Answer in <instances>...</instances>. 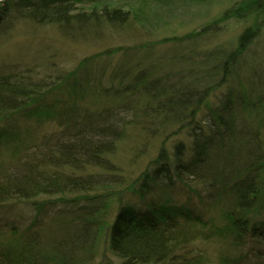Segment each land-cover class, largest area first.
<instances>
[{
    "label": "trees",
    "instance_id": "1",
    "mask_svg": "<svg viewBox=\"0 0 264 264\" xmlns=\"http://www.w3.org/2000/svg\"><path fill=\"white\" fill-rule=\"evenodd\" d=\"M128 1L0 0V50L25 31L51 29L76 43L103 31L153 28L164 15H187L210 0H138L129 8ZM263 16L264 0L238 1L202 32L160 42L176 45L170 54L157 56L155 46L105 50L58 77L52 88L45 73L54 63L42 49L28 54L30 63L12 65L0 57V148L12 153L9 163L16 166L9 174V163L0 167V208L17 200L87 197L51 225L40 220L22 235L13 228L0 238V264H94L102 243L120 264H204L209 250L197 240L218 248L221 264H264V75L257 66L253 76L247 72L252 61L258 63L251 46L262 30L246 28L232 51L183 46L228 22ZM189 59L209 62L208 75L174 69ZM221 90L227 93L206 128H196L186 153L184 144L173 160L161 153L128 193L108 180L116 178L109 176L115 171L111 158L131 131L170 140L190 128ZM17 115L39 127L3 125ZM49 121L57 130L42 132ZM178 184L194 187L225 223L187 204L151 200ZM114 205L119 209L113 216Z\"/></svg>",
    "mask_w": 264,
    "mask_h": 264
},
{
    "label": "rangeland",
    "instance_id": "2",
    "mask_svg": "<svg viewBox=\"0 0 264 264\" xmlns=\"http://www.w3.org/2000/svg\"><path fill=\"white\" fill-rule=\"evenodd\" d=\"M128 1V0H125ZM241 0H210L204 7H194L192 13L187 15H164V20L159 22L156 27H138L132 26L125 32H104L97 38H91L87 41L85 38L76 41L74 43L70 40H64V38L55 33L53 30L48 29L44 32L37 31H25L20 32L13 36V40L8 41L1 50L0 57L11 61L12 65L19 63H30L29 55L33 52H37L40 49L46 53V58L54 63L46 71L45 75L47 81L52 88L55 84H58L56 79L61 76L69 75L73 72L80 63L88 57L99 54L105 50H113L115 48L129 49V48H144L155 46L154 52L157 56L158 53L170 54L174 51L176 45L160 46L159 43L165 39H181L190 34L200 33L206 27L212 26L214 22L219 19L225 12H227L235 3ZM134 2L138 0H129L128 8L131 7ZM162 14V13H161ZM151 24V23H149ZM261 24V25H260ZM153 25V24H152ZM256 25L261 28V35L254 44L251 46V51L256 53L258 63L252 61V65L247 69V72L253 76V71L257 66V72L264 75V16L262 19L253 20L249 23H239L231 21L221 28H216V32L212 35L203 36L197 39L196 42H186L184 48L191 49L192 46L197 48V51L207 52L213 51L219 48H224L232 51L237 47L238 39L241 33L248 27ZM154 26V25H153ZM221 29V30H220ZM209 36V37H207ZM156 43L155 45H153ZM161 44V43H160ZM158 45V46H157ZM191 45V46H190ZM171 50V51H170ZM29 54V55H28ZM45 56V55H44ZM191 57V53L188 55ZM212 56H218L217 52H213ZM115 60L119 58V55L115 56ZM248 61V59H247ZM211 64L209 62L196 63L189 59L183 65H175L177 69L197 71L196 78H205L208 75V68ZM47 67V66H46ZM254 68V69H253ZM194 79V78H193ZM257 79V78H253ZM237 92V91H236ZM235 92V93H236ZM226 90L216 92L207 104L202 108L201 113L196 119L195 123L181 134L170 140H163L159 137L156 139L148 138L140 133L131 131L127 137L119 144L118 150L115 153V157L111 158L114 164L115 171L109 176L108 180L113 184H118V191L126 192V188L131 187L134 182L146 171L151 169L152 164L159 158L161 153L165 160H173L176 155V149L180 144H184V153L189 150L193 141V134L196 128H206L208 124V118L218 108L219 102L224 98ZM228 95V94H227ZM3 125L5 126H17L22 131L39 127L35 119L25 118L23 115H17L10 117ZM54 123L49 121L40 126L42 132H53L57 130ZM38 133H34L32 136L35 138ZM12 153L3 147L0 148V167L4 163L12 161ZM185 155V154H184ZM9 163L6 165L7 174L16 171V166ZM1 171V170H0ZM2 172L0 176H3ZM102 174V173H101ZM107 178L108 176L105 175ZM123 183V184H122ZM112 189V187H108ZM183 185H177L169 188L166 195H156L151 200L155 203L171 202L172 204L182 203L187 204L196 211H202L208 218L213 219L216 223L222 226L225 222L220 211L215 208L208 209L200 201L191 190ZM200 191V188H198ZM126 195V194H125ZM129 195V194H128ZM87 197H74V198H38L35 200H17L10 201L4 204L0 208V238L8 237L12 234V229L18 230V234L22 235L27 229L33 227L35 222H41L39 225H51L57 221V217L65 212H69L77 206L85 205ZM133 203L141 206L142 203L137 198L133 199ZM115 209H119V205H114L113 216ZM106 241V237H105ZM197 246L208 248V257L204 264H221L218 257L219 249L211 246L210 244H203V242L197 240ZM208 246V247H207ZM100 254L96 256L94 264H120V260L114 256L108 255L106 243H102L100 246ZM109 258H107V257ZM171 264V263H164Z\"/></svg>",
    "mask_w": 264,
    "mask_h": 264
}]
</instances>
